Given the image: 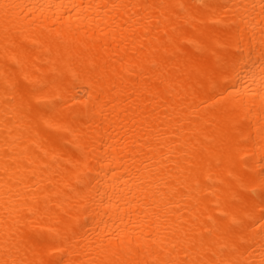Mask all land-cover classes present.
<instances>
[{
  "label": "bare ground",
  "instance_id": "6f19581e",
  "mask_svg": "<svg viewBox=\"0 0 264 264\" xmlns=\"http://www.w3.org/2000/svg\"><path fill=\"white\" fill-rule=\"evenodd\" d=\"M0 264H264V0H0Z\"/></svg>",
  "mask_w": 264,
  "mask_h": 264
}]
</instances>
